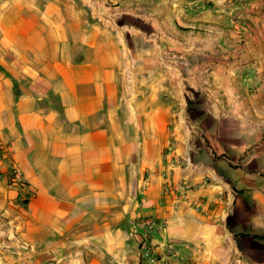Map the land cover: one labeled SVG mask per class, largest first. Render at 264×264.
<instances>
[{"label":"crops","instance_id":"obj_1","mask_svg":"<svg viewBox=\"0 0 264 264\" xmlns=\"http://www.w3.org/2000/svg\"><path fill=\"white\" fill-rule=\"evenodd\" d=\"M117 3L148 15L92 18L89 31L86 17L50 10L41 18L49 25L43 31H8L0 39V48L13 42L30 59L19 72L0 69V166L13 162L35 193L30 231L78 233L70 244L84 253L85 264H239L237 257L264 264V131L253 129L254 119L264 118L261 101L254 94L216 103L174 101L166 97L162 75L166 56L186 53L204 57L199 70L211 69L209 76L225 92H247L255 83L243 79L250 65L239 60V49L222 46L229 41L230 16L244 7L231 0ZM182 28L194 36L195 49L182 42ZM215 39L222 45L214 48ZM199 41L203 46L197 47ZM130 42L140 43L151 74L142 87L140 158L122 165L119 152L132 153L134 144L119 146L100 115L105 105L118 103L117 67ZM215 53L223 62L213 69L208 58ZM233 79H240L237 86ZM13 88L20 94L7 96ZM167 103L181 104V111L189 104L202 127L178 131V114ZM241 118L249 131H238ZM128 179L140 192V205H127L130 219L118 224L119 183ZM170 243L175 259L166 254ZM56 259L77 262L73 256Z\"/></svg>","mask_w":264,"mask_h":264},{"label":"rangeland","instance_id":"obj_2","mask_svg":"<svg viewBox=\"0 0 264 264\" xmlns=\"http://www.w3.org/2000/svg\"><path fill=\"white\" fill-rule=\"evenodd\" d=\"M115 1L0 0V39L3 37L4 32L7 34L8 31L22 30L33 33L43 31L49 25L45 24L41 18L46 16L50 10L54 16L68 17L69 19L75 16L86 17L88 23L85 26L89 28V31L93 26L91 22L107 16L125 13L127 16H136L142 19L145 15H148L142 8L135 6L123 7L120 3L115 4ZM231 1H233V4H239L244 8L230 16V24L227 28L228 43L222 45L221 41L215 39L213 47L222 45L225 49L231 51L239 49L240 52H237L240 53L239 60L250 65V69L247 67L245 70L243 79L251 78L255 80V83L250 85L247 92H244V90L241 92L238 89L234 92L233 88L225 92L224 89L222 90L215 85L213 78L209 76L211 69L199 70L202 67L201 59H204V57H191L184 53L177 56L168 55L163 61L162 75L166 81L165 94L167 98L171 99L172 97L174 101L177 100V97H181L183 101L186 98L187 102L203 101L204 103L207 101L216 103L220 98L239 99L254 94L261 101V111L264 116V0ZM53 30L55 32L59 30L57 25L53 26ZM180 31L183 37L182 42L186 43L184 45L187 48L195 49L196 42H193L192 39L194 36L188 33L189 30H183L182 28ZM214 31L211 27L206 30L211 36ZM11 38H13V35ZM139 44V42H135L134 45L131 42L129 45L124 44L116 73L118 103L105 105L100 115L103 124L117 133L119 146L126 143V140H129L130 144H134V150L128 154L129 156L124 150L119 152V160H122L123 163L120 162L122 165H125L127 161L136 165L140 158L137 131H140L143 124L139 117L145 110V105L141 103V99L143 92L146 91V88L142 87L151 73H149L147 66V56L144 59L140 56L142 51H139L141 49ZM175 45H177V42ZM175 45H173L174 48ZM200 46H203L201 41L197 44V47ZM16 48L20 49L14 46L13 42L4 49L0 48V69H4L1 66L3 65L11 71L19 72L29 65V57L21 56ZM29 51H24L23 54L26 52L29 55ZM231 55L232 58L233 54L231 53ZM208 60L215 65H213V69H216V65L223 62L222 56L216 53L213 58H208ZM238 74L241 75V73ZM24 75L26 76L27 73H24ZM232 81L235 86L238 85L237 81H240V79H233ZM12 90L13 92L11 91L7 96L20 94L19 89L15 90L13 88ZM239 101H242V98ZM6 106L8 105L6 104ZM168 107H172V111L178 114L175 121L178 122L180 127L174 125L178 131H198L196 127H202L203 123L201 124L200 120L191 117L189 114V104H186L183 111L180 109L181 104L167 103ZM245 125H247L245 120L241 118L237 125L238 131H249ZM254 127L255 131H264V118L256 117ZM1 151L0 149V153ZM1 162L4 161L0 159ZM4 164L5 169L0 166L1 172L5 173V177L0 179V264H57L56 256H73L74 260L77 259L75 264H85L82 261L84 253L72 247L73 243L70 244L72 241H78V233H56V236H54L51 233L30 231L33 217L30 214L29 205L35 193L31 189L28 190V193L10 189V163L5 162ZM126 173H129V170H126ZM124 181L126 180L124 179ZM117 204L116 219L118 224H123L125 219H130L129 212L124 210L127 205H132L134 208H138L140 205V192L133 189L129 179L127 184L119 183ZM47 240H60L61 242L51 246V244H48L50 241ZM83 244L84 242L79 243V245ZM139 247L141 246L139 245ZM56 250H60V253L54 252Z\"/></svg>","mask_w":264,"mask_h":264},{"label":"built area","instance_id":"obj_3","mask_svg":"<svg viewBox=\"0 0 264 264\" xmlns=\"http://www.w3.org/2000/svg\"><path fill=\"white\" fill-rule=\"evenodd\" d=\"M0 149L3 150V145L1 144L0 141ZM188 164H191V160H187ZM5 173L1 172L0 169V179L4 178ZM9 176H10V183H9V188L13 189V190H17L20 192H26L28 193L29 191V186L27 185V183L23 180V176H22V172L20 171V169L13 163L11 162L10 167H9ZM152 226V223L151 225ZM167 256L168 258H177L178 255V251L175 248V246L173 244H168L167 245ZM237 263L239 264H245L244 263V259H242V257H237ZM153 263H158L157 260L152 261Z\"/></svg>","mask_w":264,"mask_h":264}]
</instances>
